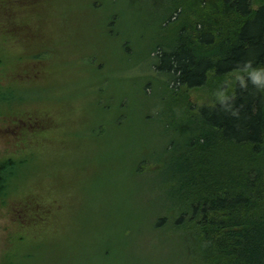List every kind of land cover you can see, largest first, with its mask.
<instances>
[{
  "label": "trees",
  "instance_id": "obj_1",
  "mask_svg": "<svg viewBox=\"0 0 264 264\" xmlns=\"http://www.w3.org/2000/svg\"><path fill=\"white\" fill-rule=\"evenodd\" d=\"M41 1L0 0V38L23 39L25 49L15 56L26 59L17 63L25 79L14 73L3 84L0 78V106L21 105L26 99L16 85L32 79V64L46 67L60 54L56 37H35L48 23L57 32L55 20L63 21L61 12L34 27L32 11ZM166 1L173 7L162 29L168 36L145 60L152 76L171 90L181 109L175 117H186L190 128L177 127V119L165 122L175 137L162 149L156 171L169 212L145 215L144 223L151 239L168 233L179 242L185 257L179 264H264V0ZM193 90H206L212 99L189 104L186 94ZM11 108L0 125V220L7 217L0 224V264H75L77 240H67L57 197L49 202L63 185L49 184L45 175L29 182L32 175L20 173L29 163L22 143L43 133L44 124L31 112ZM5 139L13 143L8 150ZM143 158L138 173L147 165ZM22 179L25 190L17 194ZM130 224L122 230L125 240L114 232L117 250L137 234Z\"/></svg>",
  "mask_w": 264,
  "mask_h": 264
},
{
  "label": "rangeland",
  "instance_id": "obj_2",
  "mask_svg": "<svg viewBox=\"0 0 264 264\" xmlns=\"http://www.w3.org/2000/svg\"><path fill=\"white\" fill-rule=\"evenodd\" d=\"M172 9L166 0H42L32 11L34 27L44 26L50 19L45 16L60 17L61 12L63 21L55 20L59 29L55 33L49 23L38 36L31 32L36 38L43 32V37L46 33L56 37L60 47L55 52L60 54L46 67L33 63L32 79L16 85L26 100L14 108L35 114L44 124L43 133L40 130L22 143L29 163L20 173L32 175L29 182L45 175L49 184L63 185L62 193H53L49 202L57 197L67 240H77L75 264H179L185 258L171 234L151 239L144 223L145 215L169 212L156 171L162 149L175 137L165 122L177 119V127L190 128L186 117L178 113L175 117L181 109L145 60L168 36L162 29ZM14 40L0 38L3 84L14 73L17 78L23 75L17 63L26 59L18 62L15 56L25 49L23 39ZM186 95L187 103L194 105L212 99L206 90ZM0 108V125L5 126L10 116L5 112L11 107ZM10 144L5 139L6 150ZM142 156L147 165L138 173ZM27 179L17 182L22 186L15 189L17 194L25 190ZM6 222L7 217L0 220ZM128 222L138 232L127 239L128 246L118 244L117 250L114 232L119 230V240H125L122 230Z\"/></svg>",
  "mask_w": 264,
  "mask_h": 264
},
{
  "label": "snow or ice",
  "instance_id": "obj_3",
  "mask_svg": "<svg viewBox=\"0 0 264 264\" xmlns=\"http://www.w3.org/2000/svg\"><path fill=\"white\" fill-rule=\"evenodd\" d=\"M262 82H264V81H262Z\"/></svg>",
  "mask_w": 264,
  "mask_h": 264
},
{
  "label": "clouds",
  "instance_id": "obj_4",
  "mask_svg": "<svg viewBox=\"0 0 264 264\" xmlns=\"http://www.w3.org/2000/svg\"><path fill=\"white\" fill-rule=\"evenodd\" d=\"M258 82V81H257Z\"/></svg>",
  "mask_w": 264,
  "mask_h": 264
}]
</instances>
